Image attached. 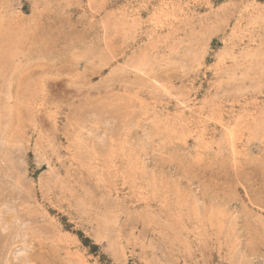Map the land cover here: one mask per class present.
<instances>
[{
	"label": "rangeland",
	"instance_id": "1",
	"mask_svg": "<svg viewBox=\"0 0 264 264\" xmlns=\"http://www.w3.org/2000/svg\"><path fill=\"white\" fill-rule=\"evenodd\" d=\"M0 264H264V0H0Z\"/></svg>",
	"mask_w": 264,
	"mask_h": 264
}]
</instances>
